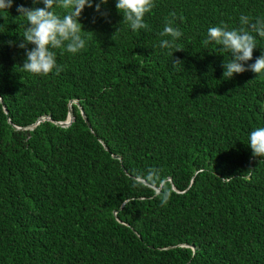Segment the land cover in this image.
<instances>
[{
    "label": "trees",
    "instance_id": "1",
    "mask_svg": "<svg viewBox=\"0 0 264 264\" xmlns=\"http://www.w3.org/2000/svg\"><path fill=\"white\" fill-rule=\"evenodd\" d=\"M98 2L80 20L85 48L53 49L63 70L47 76L22 69L16 11L44 4L0 10V264H264V158L247 144L264 74L224 78L231 54L203 43L212 26L264 18V0H154L137 31L117 0ZM169 20L172 49L159 46ZM256 39L246 67L264 54ZM149 168L166 205L133 186Z\"/></svg>",
    "mask_w": 264,
    "mask_h": 264
},
{
    "label": "clouds",
    "instance_id": "2",
    "mask_svg": "<svg viewBox=\"0 0 264 264\" xmlns=\"http://www.w3.org/2000/svg\"><path fill=\"white\" fill-rule=\"evenodd\" d=\"M44 4V7L28 8L19 5L16 11L20 13L27 24L24 27L22 42L18 47L25 49L26 59L22 69L25 72L44 75L63 70L57 64L56 53L53 49H66L68 53L76 54L86 46V40L82 33L84 27L80 20L85 8H91L94 0H34V3ZM108 0H99L95 3V9L101 12L102 5ZM13 0H0V10L10 9ZM154 0H117L116 7L123 14V24H127L133 31L148 29V24L144 22V17L154 8ZM56 9L63 10V14H58ZM107 16V13H102ZM175 17V13H171ZM239 28L229 29L227 24L212 26L207 31V38L203 41L205 45L215 44L223 52L230 53L231 59L225 61L223 73L224 78L231 79L234 74H242L252 71L258 75L264 74V54L255 59L254 63L245 65L253 60L254 49L257 48V39L264 38V18H257L254 21L246 15L240 16ZM162 39L161 48L172 49L176 47V41L182 36V32L172 26L169 20L165 24L163 31L159 33ZM28 45H33L31 49ZM182 49H177L181 51ZM173 55L174 53H169ZM183 64L179 59H174L173 66ZM253 157L264 158V126L254 128L248 137L247 143ZM133 186L150 189L155 197L161 200V204L166 205L172 195L171 189L161 180L158 169L149 168L146 173H139L132 177Z\"/></svg>",
    "mask_w": 264,
    "mask_h": 264
},
{
    "label": "water",
    "instance_id": "3",
    "mask_svg": "<svg viewBox=\"0 0 264 264\" xmlns=\"http://www.w3.org/2000/svg\"><path fill=\"white\" fill-rule=\"evenodd\" d=\"M0 99H1V98H0ZM6 111H8V110L6 109ZM82 112H83V115H84V117H85V119H86V122L90 125L89 120L87 119V116L85 115L83 109H82ZM47 118L50 119V116H47ZM41 119H43V118H41ZM41 119H39L37 122H35V123L32 125V127L35 126V125H37V124L41 121ZM73 119H74V115H73V113H72V107L70 106L68 119H67V120H64V121H57V123L60 124V125L65 126V125H69V124H71V122H72ZM115 156H116V157H120L119 155H115Z\"/></svg>",
    "mask_w": 264,
    "mask_h": 264
}]
</instances>
